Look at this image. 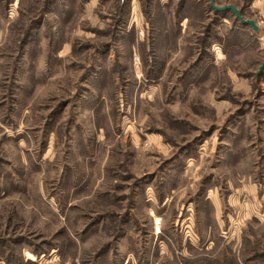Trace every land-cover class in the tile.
Returning a JSON list of instances; mask_svg holds the SVG:
<instances>
[{
  "label": "rangeland",
  "instance_id": "374dc122",
  "mask_svg": "<svg viewBox=\"0 0 264 264\" xmlns=\"http://www.w3.org/2000/svg\"><path fill=\"white\" fill-rule=\"evenodd\" d=\"M263 59L210 0H0V264H178L204 196L234 243L196 263L264 264Z\"/></svg>",
  "mask_w": 264,
  "mask_h": 264
},
{
  "label": "crops",
  "instance_id": "0c3cea01",
  "mask_svg": "<svg viewBox=\"0 0 264 264\" xmlns=\"http://www.w3.org/2000/svg\"><path fill=\"white\" fill-rule=\"evenodd\" d=\"M203 198L208 200L213 208V214L210 216L211 222H207L206 217L208 216L202 212L198 213L199 215L190 214L189 207H187L185 212H182L183 215L178 216L180 219L177 228L172 230L163 228L168 236L170 234V238H166L168 242L160 240L157 249L155 248L156 243L153 242L152 248H150L151 253L154 254L156 250L158 254L162 253L172 260L177 258L178 264H198L201 263L200 260L202 259H199V257L202 256V253L217 251L222 243L230 245L228 246L230 248L231 245L233 246L232 243L234 242L229 240L231 237L228 240L222 239L224 238L223 233L227 222L221 217L220 204L217 205L210 196H204ZM156 218H160L161 223V217H154L153 219ZM177 232L179 233L178 237ZM153 235H155L154 232ZM146 259L147 262L151 259L148 252L146 253ZM124 262L126 261L119 260L118 264H125Z\"/></svg>",
  "mask_w": 264,
  "mask_h": 264
},
{
  "label": "water",
  "instance_id": "95a60500",
  "mask_svg": "<svg viewBox=\"0 0 264 264\" xmlns=\"http://www.w3.org/2000/svg\"><path fill=\"white\" fill-rule=\"evenodd\" d=\"M210 5H211V8L215 12L230 11L238 19V21L241 24L250 26L255 32H257L259 30V27L256 24V22L254 20H251V19L243 18L242 15H241L240 10H238L234 5L228 4V5H224V6H216L214 4L213 0H210ZM263 70H264V59H263V62L261 64L260 68H259V72H262Z\"/></svg>",
  "mask_w": 264,
  "mask_h": 264
},
{
  "label": "built area",
  "instance_id": "2783aa9c",
  "mask_svg": "<svg viewBox=\"0 0 264 264\" xmlns=\"http://www.w3.org/2000/svg\"><path fill=\"white\" fill-rule=\"evenodd\" d=\"M257 25H258L259 29H263L264 30V21L259 22V24H257ZM159 224H160L159 218H158V221L154 220V228H155L154 230H155V234L160 233ZM228 234H230V233L229 232L227 233V231L224 232L223 233V237L225 238V237L229 236ZM239 264H243V263H239Z\"/></svg>",
  "mask_w": 264,
  "mask_h": 264
},
{
  "label": "trees",
  "instance_id": "16d2710c",
  "mask_svg": "<svg viewBox=\"0 0 264 264\" xmlns=\"http://www.w3.org/2000/svg\"><path fill=\"white\" fill-rule=\"evenodd\" d=\"M226 12H228V11H226ZM215 13H223V12H215ZM236 20L238 21V19L236 18ZM240 23V22H239ZM240 26H242V27H245V28H249L250 30H253L250 26H248V25H243V24H241L240 23Z\"/></svg>",
  "mask_w": 264,
  "mask_h": 264
}]
</instances>
